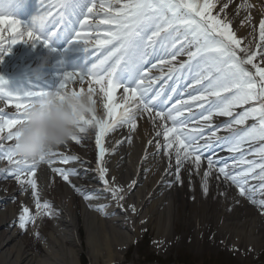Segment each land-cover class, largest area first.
<instances>
[{"label":"bare ground","instance_id":"bare-ground-1","mask_svg":"<svg viewBox=\"0 0 264 264\" xmlns=\"http://www.w3.org/2000/svg\"><path fill=\"white\" fill-rule=\"evenodd\" d=\"M52 2L54 0H46V3ZM23 3L24 10L33 13V15L28 17L27 14L25 15L22 12L17 11L15 13L16 18L27 23L39 11V0H16L13 6ZM214 3L216 8L213 9L212 14L217 15L219 13L221 19L225 18V13L227 14L226 18L231 22L232 30L237 38L243 41L242 47L245 46L244 43L248 45L251 42L253 51L255 49L264 51V45L257 38L259 24L264 20V0H214ZM244 3H250L252 7L242 9L241 5ZM224 4H227V8H223ZM102 15L101 13V17ZM246 16L251 17L250 22H245ZM73 17L69 16L64 23L69 24ZM57 20L58 13L53 9V17L50 21L51 30L56 29L57 23L52 21ZM91 23L94 25L97 20ZM69 26L78 28L77 23H70ZM108 27L102 25L99 35L102 36L103 31ZM6 31L3 34L4 41ZM97 34L96 31L90 33L88 53L80 49H71L64 52L63 42L53 44V47L58 49L56 53L50 52L43 46L33 47L31 43L18 44L15 47L17 48V54H15V48L13 47L11 55L4 57V62L0 64V75L6 71L7 67L13 72L17 64L20 65L19 68H24L20 76L22 90H29L35 85L44 91L49 90V92L54 93L59 88L64 73L82 70L86 65L88 55L98 52V58H103L107 49H97L95 45ZM165 35L161 33V37ZM158 44H160L159 40L154 48L149 49V58H147L146 63L141 65V68L151 78L166 79L167 88L175 85L178 91L174 98L179 99L184 91L183 85L185 83H195L202 67L199 58L190 61L183 60L182 57V53L195 50V43H185L183 45L178 43L180 49L183 50L178 51L175 48L172 51L171 55L176 53L175 59L168 58L170 50H167V46L170 41L165 42L163 45L166 53L156 50ZM258 45H261L259 49ZM166 54H168V57L165 56ZM93 59H97V57L93 56ZM163 59L169 62L162 64ZM12 63L14 64L10 65ZM169 63V67L163 68L164 64ZM50 64L54 66V72L59 75V78L51 84L46 83L45 77ZM188 71H190V75L187 81V75L183 72ZM156 84H159V82L154 80L148 95L151 92L153 94L158 93V91H154ZM143 86H148L147 81ZM71 87H78V83ZM84 87L87 88V84ZM194 93H197L198 96L204 95V84L189 89L186 95ZM224 95L229 94L225 93ZM116 96L117 103L125 104V95L122 88L118 90ZM183 96L185 95L183 94ZM164 97L165 93L161 92L157 99L160 103L153 104V111L151 113L143 112L137 116L134 130L127 125L117 126L104 138L107 150L104 161V166L108 169L107 178L112 187L123 189L120 193L124 195L123 200H118L110 191H106L108 193L106 195L102 190L90 187L92 191L87 194H91L94 198L85 200L83 196L81 197V210L83 213L81 218L78 213L79 209L73 207L76 203L73 196L76 188L72 185H76L78 183L77 179L82 174L87 173L84 169L87 164L86 160L79 157V159L70 162V168L67 170L76 173L70 176L75 183L67 184L63 191L65 195L61 198L60 195L62 194L60 192L59 199L53 195L54 184L58 179L62 183L64 180L53 173L48 165L42 164L39 167L36 176L39 201L41 204L46 202L51 205L52 216L54 215L55 218L58 214L62 216L60 217L61 221L53 224V228L49 231L50 237L43 240L45 249L43 255L29 251L25 246L26 242L20 238V234H23L24 231L27 233L28 228L29 234L35 235L44 220V210L37 209L33 190L27 185L22 186L20 184L17 191L10 196L9 189L12 187V181L0 183V264H82V254L90 259L91 264L120 263L123 260L124 251L140 240L142 234H144L141 231L148 226H153L154 231H156L155 240L158 244L155 247L158 246L163 251L166 248L171 249L172 244H176V246L185 245L189 240H192L193 250L197 252L210 247L219 250L234 249L241 254L249 250L256 253L262 249L264 244V210L259 207V203L254 204L246 198L249 193H246V196H241L239 189L230 180L225 179L222 174L220 175L217 168L226 167V171L237 173L242 167H246V165L242 166L238 163L241 158L260 162L259 157L247 159L246 156L249 152L254 153L258 148L264 146V141L245 144L242 152H230L227 161L220 160L221 165L213 166L206 180L208 191L205 193L203 190L204 173L208 171L210 157L205 160L201 159L198 169L192 160L188 159L178 170L175 159V149L178 145H174L171 150L166 149L164 147L166 141L163 135H157V132H163L162 122L159 118H155L154 124L152 120L157 111L167 113L172 110L174 113L177 109L183 110L193 107L195 104L204 103L205 100L197 102L198 100H194L192 97L190 101L167 109L166 106L169 103L164 100ZM95 98L97 100L98 115L106 118L102 94L97 95ZM207 101L215 102L216 97L209 96ZM135 103L136 101L129 100L126 106L132 107ZM211 106V108L208 106L206 109H214V112H216L213 103H211ZM7 109L5 108V111ZM242 111L234 109L236 114ZM188 113L189 111H183V115L178 118L176 123L178 128H181L184 124L181 125L180 122L197 118L195 113ZM216 116L215 119L224 118V121L214 123L209 129L211 134L215 132V138L218 139L205 152V157L212 154L216 147L217 150L227 148L228 146L224 143V140L232 135V132L225 135L228 130L224 128L232 118L218 114ZM163 123H166L168 127L173 126V122L167 120V117H165ZM254 123L256 121L249 119L244 125H233L232 131L241 132ZM193 125L197 124L194 123ZM218 130L224 132L218 133ZM194 136H198V132ZM169 139H172V137H169ZM202 141L204 142V139ZM158 144L160 147H157ZM72 145V142H70L68 145L61 146L57 151L62 153ZM169 152L171 159L169 158ZM95 158V162L99 164V154ZM52 159H57V157H52ZM5 163L0 162V169L3 168ZM52 167L59 166L54 164ZM257 172H259V169H257ZM1 179H3V175L0 173V182ZM82 179H85V177ZM257 180L259 179L249 178L245 188L252 189L250 195L255 201L260 202L257 195H259L260 185L264 181ZM93 183L99 186L100 181ZM60 186L62 185L60 184ZM103 188L106 189V186ZM49 195L52 196V199L48 200ZM101 205L107 207L103 212L94 210ZM25 207L30 210L35 218V222H30L26 230L19 227V216ZM183 207H187L191 212L181 213ZM133 208L135 211H133ZM178 223L181 225V231L176 232L175 228ZM82 232L86 234L85 243ZM40 235L36 233L35 237L40 238ZM85 246H87L86 250Z\"/></svg>","mask_w":264,"mask_h":264},{"label":"snow or ice","instance_id":"snow-or-ice-1","mask_svg":"<svg viewBox=\"0 0 264 264\" xmlns=\"http://www.w3.org/2000/svg\"><path fill=\"white\" fill-rule=\"evenodd\" d=\"M15 3L16 0H0V64L4 62L5 56L11 55L12 48L21 43H31L33 47L43 46L50 52L56 53L58 49L53 47V44L63 42L64 52L80 49L88 53L92 31L98 33L95 38L97 49H107L102 59L98 58V52L88 55L82 70L65 72L59 88L54 93L44 91L35 85L29 90H13L9 82L0 76V162L9 165L3 170V174L11 175L22 186H29L36 197L37 209H43L44 215L51 216L52 212L50 204L46 202L41 204L39 201L36 180L39 167L42 164L48 165L53 173L71 184L70 176L76 173L52 165L68 164L79 157L66 156L56 150L49 153L47 158H41L40 162L21 159L14 150L13 142L21 135L20 128L26 121L28 111L36 105L46 103L53 94L63 101L64 94L68 91L73 95L88 92L92 94L93 103L97 102L95 97L102 94L106 118H101L96 123L98 134L95 137V144L99 149L97 171L106 186L105 190L110 191L118 200H123L124 195L120 194L123 189L112 187L107 178L108 169L104 166L107 151L104 138L117 126L127 125L134 130L137 116L143 112L153 111L152 106L155 99L159 98V93L155 97H149L148 93L151 91L154 79L143 71L141 65L147 62L149 49L154 48L158 40L161 46L170 41L169 47L173 49L176 48L177 43L181 45L195 43V50L190 51L188 55L190 61L199 58V63L202 64L196 83L204 84L205 94L195 96L193 99L207 101L209 96H214L216 101L209 102L213 103L215 114L232 118L224 126L226 130L232 132V135L224 140L229 152L239 153L243 151L245 144L264 141V67L254 63L258 55L262 58L261 63H264V51H253L251 42L242 47L243 41L237 38L232 30L231 22L226 18L227 14L225 13L224 19H221L219 13L212 14L213 9L216 8L214 0H98V2L97 0H54L52 3L39 0V11L27 23L16 18L13 8ZM251 7L250 3L241 5L242 9ZM223 8H227V4H224ZM53 9L58 13V20L52 21L57 23L55 30H51L50 27ZM69 16L76 17L78 28L64 23ZM92 19L97 20V23L93 25ZM250 20V16L245 17V22ZM102 25L109 27L101 36L99 31ZM5 30L11 37L7 43L3 38ZM161 33L166 35L161 37ZM259 40L264 45V20L259 24ZM257 47L259 49L261 45ZM175 55L176 53L173 54V59ZM93 56L97 59H93ZM168 62L161 61L162 64ZM247 65H251L255 71L250 70ZM146 81L147 87L143 86ZM205 81L207 83H204ZM77 83L78 87H71ZM85 84L87 88L84 87ZM121 88L125 95V104L116 102V94ZM225 93L229 95H224ZM129 100L136 101L135 105L126 106ZM181 103L185 102L181 101ZM5 108H12L14 112L10 114ZM236 108H242L243 111L236 114L234 113ZM213 114L210 111L204 119L210 120ZM182 115L181 109H177L175 113L172 110L167 113L157 111L152 120L154 124L155 118H159L162 122L163 132H157V135H163L166 149L171 150L174 145H178L175 149L178 170L188 159H191L198 169L201 146L196 136L185 133L182 128L176 126L178 118ZM165 117L173 122L172 127L163 123ZM249 119L256 123L241 132L232 131L233 125H244ZM85 122L91 123V121ZM212 135L215 136V132ZM73 142L81 144L82 138L74 137ZM157 147L160 145L158 144ZM203 147L210 148L211 144L208 143ZM253 155L258 156L260 162L241 158L238 163L246 167H242L239 172L230 173L226 171V167H219L218 172L239 189L241 196L249 193L246 198L254 204L259 203V207L264 210V201H255L250 195L252 189L245 188L249 178L264 181V146L258 148ZM169 158L171 159L170 152ZM213 166L214 161L209 159L208 171L204 173L205 193L208 191L206 180ZM72 187L76 186L72 185ZM260 190L264 192V183L260 185ZM76 191L85 200L94 198L78 188ZM94 210L103 212L104 206H98ZM30 222L34 223L35 218L25 207L19 216V227L26 230Z\"/></svg>","mask_w":264,"mask_h":264},{"label":"rangeland","instance_id":"rangeland-1","mask_svg":"<svg viewBox=\"0 0 264 264\" xmlns=\"http://www.w3.org/2000/svg\"><path fill=\"white\" fill-rule=\"evenodd\" d=\"M257 38L259 40V34L257 35ZM244 44H247V43H244ZM254 51H259V50L255 49ZM16 52H17V48H15V54H17ZM187 56H188V54H184V57H187ZM254 63L259 64L261 67H263V65H264L263 63H261V57L259 55L257 56V59H256V61H254ZM246 67H248L251 70H255V69H252L251 65H247ZM197 85L198 84H194L192 87H195ZM192 95H190V97H188V98H192L193 97ZM194 95H197V94H194ZM188 98L182 97L181 100L179 101V103H181V101H188ZM202 104L203 103H199L198 107L193 109V110L202 111L201 110ZM193 110H190V112H192ZM201 113H204V116L202 118H199V122H196L198 124V126L192 127L193 131L197 130V129H201L204 121H206V123L209 126H211L210 123H215V121H216V120H214V117L216 116V114L215 115L213 114L210 120H206V119H204V117L209 115V111H203ZM185 127L188 128V126H185ZM186 131H189V129ZM222 131L223 130H218V133H220ZM96 135H97V133L92 131L90 134L83 137L81 144H75V146H71L70 148H68V154L70 156H73L74 151L75 150L78 151L77 152L78 156L82 157L83 159L86 160L87 164H86V166H84V169L86 170V172H89L90 176H94V174H95V177L90 178V179H94L95 183H98V181H100V184L97 187L100 190H102V192H104V194L107 195L108 193L103 188L104 183L102 180L99 179V173L97 171L98 164H97V162H95V159H96L95 156H97V154H98L97 153V147L95 144ZM207 138H208V136H207ZM215 154L219 155L216 152H215ZM220 157L226 158L227 155L219 156V157L211 158V159L217 161V159ZM249 157L256 158V155H253L252 153L249 152V154L247 155V158H249ZM92 160H94V162H92ZM7 167H8V165L6 164V168ZM61 168L64 169V167H62V166H61ZM2 172H3V170H2ZM3 177H4V175H3ZM7 180L8 181L11 180L13 183V181H15L16 179L13 178L11 175L5 174V177H4V179H1V182L6 183ZM71 182L73 183V181H71ZM60 184L62 186H60ZM66 184H63L62 181H60L59 179L57 181H55L54 194L53 195L57 196V198L59 199V195H60L59 193L61 192L62 195H60V196L62 198L63 195H65V192H63V191L65 189ZM92 185H93V183L91 182L88 185L83 184V187H81L77 183L75 185L76 186L75 188L80 189V191L83 193H88V192L92 191V189H90V187ZM18 186H19V184H18ZM5 187H6V185H5ZM15 190H16V188H14V184H12V187L9 189V194L12 195V193L15 192ZM74 192H75V194L73 196L75 197L76 203H74L73 207L77 210L79 209L78 213H79L80 217L82 218L83 217V213L81 210L82 209V202L80 200L81 194L78 193L76 190ZM49 199H52L51 195H49L48 200ZM106 208L107 207H104V209H106ZM188 212H191V211L188 210L187 207H183L181 209V213H183V214L188 213ZM60 217H62V216L59 214L57 215V218H55L54 215L53 216L51 215L50 217L48 215H45V217L43 218L44 220L42 221L41 227L38 228L36 231V233L41 234L40 238L38 236L35 237L36 233H35V235H30L29 229H27V231H28L27 233H26V231H24L23 234H20V238L26 242L25 243L26 248L35 254L38 253V255H43L44 251H45V249L43 247V240L46 239L47 237H50L49 231H51V229L54 226L53 224L55 222L62 220V219H60ZM175 230H176V232L181 231V225L179 223L177 224ZM141 232H144V234H142L143 236L140 238V240L135 242L134 245H131L129 249L124 251L123 260L120 263H116V264H156V263H158V264L159 263H161V264H264V244H263L262 249L256 253L254 251L249 250L248 252H242V254H241V253H238V251H236L234 249H228V250L227 249H220L219 250V249H216L214 247L204 248V249L200 250L199 252H197V251L193 250L192 240H189L187 244H185V245L181 244L180 246H178V245L176 246V244L174 245L171 243L172 248L171 249L166 248L163 251L158 246L155 247L158 244V242L155 240L156 231H154L153 226H148V227L144 228V230H142ZM82 234H83V241L85 243L86 234H85V232H82ZM86 247L87 246L84 247L85 250L87 249ZM81 260H82V264H91L90 259L85 254H82Z\"/></svg>","mask_w":264,"mask_h":264},{"label":"clouds","instance_id":"clouds-1","mask_svg":"<svg viewBox=\"0 0 264 264\" xmlns=\"http://www.w3.org/2000/svg\"><path fill=\"white\" fill-rule=\"evenodd\" d=\"M101 118L91 93L73 95L68 91L63 101L53 94L46 103L28 111L20 128L21 135L13 142L14 150L21 159L40 162L49 153L68 145L74 137L90 134Z\"/></svg>","mask_w":264,"mask_h":264}]
</instances>
